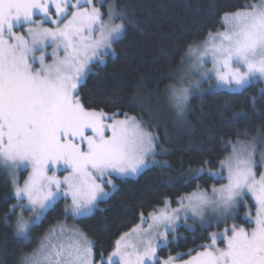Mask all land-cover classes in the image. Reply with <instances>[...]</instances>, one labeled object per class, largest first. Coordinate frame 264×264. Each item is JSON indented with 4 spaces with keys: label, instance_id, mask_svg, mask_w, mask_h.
<instances>
[{
    "label": "snow or ice",
    "instance_id": "6c2138e0",
    "mask_svg": "<svg viewBox=\"0 0 264 264\" xmlns=\"http://www.w3.org/2000/svg\"><path fill=\"white\" fill-rule=\"evenodd\" d=\"M92 4L93 0H0V165L31 168L22 187L13 176L17 203L5 218L9 213L15 217L14 233L26 242L32 227L60 197H71L66 215L85 216L109 195L106 185L115 188L114 176L139 175L148 167V157L156 154L158 138L143 121L127 113L117 119L115 113L90 110L78 95L88 65L104 63L125 29L123 13L110 6L105 20L99 8L88 7ZM46 23L55 27H44ZM224 23L230 25L227 31L210 34L197 47L193 67L201 70L210 58L213 66L204 76L211 80L214 74L229 89H242L253 77H264V0L225 14ZM25 25V33L15 31ZM47 47L53 49L51 63L46 62ZM170 92L182 117L190 87L172 86ZM255 155L254 145H233L232 155L220 162L227 176L210 173L226 179V184L213 187L211 195L200 192L181 198L179 208L165 202L158 212L147 217L141 213V225L147 228L132 229L141 237L138 242H127L125 234L100 264H264V172L259 177L256 172L258 163L264 166V156L257 162ZM61 169L67 173L62 178L56 175ZM249 196L256 207L255 215L249 212L246 217L254 224L251 230L233 224L222 233H211V242L195 255L189 250L187 260L182 253L163 260L157 255L170 243L181 212L185 219L189 212L203 219L208 210L228 217ZM25 212L32 214L29 219ZM67 231L63 225L51 228L39 248L22 257V264H95L93 242L79 230H71L70 236ZM217 241L225 246L218 247Z\"/></svg>",
    "mask_w": 264,
    "mask_h": 264
},
{
    "label": "trees",
    "instance_id": "16d2710c",
    "mask_svg": "<svg viewBox=\"0 0 264 264\" xmlns=\"http://www.w3.org/2000/svg\"><path fill=\"white\" fill-rule=\"evenodd\" d=\"M258 0H115L125 15V32L114 43V54L104 63L95 62L78 89L82 103L90 110L136 116L158 138L156 164L137 178L118 179L117 189L98 202L94 212L77 219L82 232L93 241L96 262L109 256L116 241L144 216L170 200L197 190L220 186L226 179L211 172H222L220 162L239 141L264 134V89L260 82L243 91L204 93L192 98L184 120L173 117L162 104L161 118L151 119L144 96L164 90L173 82L182 60L192 46L205 41L212 33L224 29L225 14L243 10ZM103 11L104 8H102ZM207 161V163H206ZM203 169L201 174L196 171ZM216 172V173H217ZM24 173V172H23ZM26 173V172H25ZM23 174L25 178L26 174ZM251 210L255 207L248 198ZM67 200L61 199L48 210L41 223L34 225L29 241L14 233L15 217L5 213L16 204L9 173L0 165V264H22V257L32 253L46 233L58 222L72 219L65 214ZM240 207L235 220L246 229ZM226 225V226H227ZM189 230L180 225L170 234V243L158 251L161 259L203 250L210 243V233L217 226H201ZM224 242L220 246L224 247Z\"/></svg>",
    "mask_w": 264,
    "mask_h": 264
},
{
    "label": "rangeland",
    "instance_id": "374dc122",
    "mask_svg": "<svg viewBox=\"0 0 264 264\" xmlns=\"http://www.w3.org/2000/svg\"><path fill=\"white\" fill-rule=\"evenodd\" d=\"M73 2H75V0H73ZM256 5H259L261 4V0H258V2L255 3ZM97 7L100 9L101 13L103 14V18L106 20L107 19V13L109 11V7H113L116 11L120 12L117 7H116V3H115V0H93V4L92 5H89L88 7L91 8V7ZM102 8H104L105 11L102 10ZM122 13V12H121ZM124 15V14H123ZM124 18H125V15H124ZM34 19L36 20H40V16H35ZM120 21H117V23H119ZM223 25H224V29L219 31V32H215V33H212V35H215L217 33H222V32H225L227 31L229 28H230V25L224 23V18H223ZM125 24V22H124ZM126 25V24H125ZM44 27H55V25L51 24V23H46L44 24ZM26 28H27V25H25L24 28H17L15 29L16 32L18 33H25L26 32ZM124 32H125V29H124ZM124 32L123 34L120 36L119 39H121L124 35ZM210 38V35L208 36V38L206 40H208ZM119 39H117L115 42H117ZM205 40V41H206ZM203 41L202 43H200L199 45L197 46H192L188 49V51L186 52L183 60H182V64L181 66L178 68L176 74H175V77H174V80L172 83H170L164 90L162 91H159V92H155V93H152L148 96H144V100H143V104L146 108V110H148V114L150 116L151 119H155V118H158L160 117L161 118V112H162V104L164 103L165 107L168 109V112L172 113L173 114V117L177 118V119H180V120H184L185 117H186V114L187 112L189 111V108H190V103H191V100L194 96L196 95H202L204 93H211V92H220V91H226V92H230V93H237V92H241L243 91L247 86H249L250 84L252 83H256V82H260L262 84V87L264 89V77H253L251 82L248 83L247 85L244 86V88L242 89H229L226 85H223V84H220L216 79H215V76L213 74V78L211 80H209L206 76L203 75L204 72H207L209 69L212 68V63L210 62V58L208 59V62L205 63L201 70H197L195 67H193L194 64L197 63V55H196V49L198 46H202L204 44ZM114 42V43H115ZM114 43L112 44V48L108 51V55H113L114 54ZM190 49H192L193 51L190 53ZM52 47H47L45 49V52H46V62L47 63H51L52 61V56H51V53H52ZM37 56L40 55L39 52L36 53ZM61 56H63V52L61 51L60 53ZM104 56V61H105V57ZM95 62L91 63L88 65L87 69L85 70V73L83 75V78H82V81L81 83L78 85V89L80 87V85L84 82L85 78L87 77V75L91 72V69H92V65L94 64ZM35 67H39V64L37 63L35 65ZM172 86H175L177 88H180V87H190V93H189V99H188V103L185 107V113L184 115L181 117V116H178L177 114V111L172 103V100L170 98L171 96V92H170V88ZM109 116H111L112 114H108ZM136 117V116H135ZM117 119H124V117H118L116 116ZM138 118V117H137ZM139 119V118H138ZM140 120V119H139ZM142 121V120H141ZM109 123H111V121H108ZM144 125V124H143ZM145 127V126H144ZM147 128V127H146ZM148 130V129H147ZM150 131V130H149ZM152 132V131H151ZM108 135H111L110 132L107 133ZM154 134V133H153ZM244 144H248V145H254L255 148H256V155H255V159L257 160V162L261 161V157L264 156V134H259L258 136L252 138L251 140H246V141H239L238 143H235L233 145H244ZM233 145L231 146V152L230 154L227 156L229 157L230 155H232V152H233ZM156 151V150H155ZM226 157V158H227ZM148 167L152 166V165H155L157 162L156 158H154L153 156H149L148 157ZM5 167V166H4ZM147 167V168H148ZM6 170L8 171L9 173V176H10V179L12 181V185H13V192H14V188H15V185H14V182H13V176H15V183L18 184L19 186H23L24 184V181L26 179H28L30 173H31V168L28 167V168H24V167H21V168H17L15 170L13 169H9L7 167H5ZM145 168V169H147ZM144 169V170H145ZM143 170V171H144ZM142 171V172H143ZM225 171V177L227 176V171ZM26 174L25 178L23 177V174L24 173ZM141 172V173H142ZM217 171H214V172H211V173H216ZM256 172H257V177H259V174L264 172V166H260L259 163H258V166L256 168ZM140 173V174H141ZM139 174V175H140ZM196 174H201V171H196ZM49 175H51V172L49 173ZM56 175L57 176H60L61 178L64 176V175H67L66 172H64L62 169L60 171H57L56 172ZM115 178H118V179H127V178H137V176H128V177H118V176H114ZM215 178H218V176H214ZM113 179V184L115 185V188L112 187V185H106L105 186V191L109 192V195L104 198V199H107L116 189H117V186H118V183L115 181L114 178ZM227 183V180L225 183L223 184H226ZM221 186V185H220ZM220 186H216V188H219ZM215 187V186H214ZM212 188H210L209 190H197L191 194H188V195H184L183 197L181 198H186L188 196H191L192 194L194 193H200V192H206L208 193L209 195H211V192H212ZM14 197H15V194H14ZM181 198L177 199L176 200V204H173L170 200H166L165 202H167V206L169 208H179L181 206ZM250 199L252 201V203L254 204L255 206V201L251 198V196L247 197L246 198V202L244 203H241L240 205H238L236 208H234L231 212V214L228 216V217H225V216H222L220 215L218 212H213L212 210H208L204 216H203V219L200 217V216H193L191 212L188 213V218L185 219V214L183 212H181L180 214V219H178L176 221V228H175V231L176 229L180 226V225H183L185 227H187L189 230H195L196 227H198L197 225H201V226H215V227H219L217 226L218 224H221L223 225L224 227H222L221 230H218V229H214L211 231V233H222L224 231L225 228H231V226L233 224H236L237 226L238 223H230L227 225L228 222H230V220H235V218L238 216V210L240 207H243L245 209V212L244 214L242 215L244 220H247L246 217H247V214L250 212L253 216L255 215V212H256V207L253 208V210L250 209L249 207V203L247 201V199ZM16 199V198H15ZM61 199H64L63 197H60L55 203H57L58 201H60ZM104 199H101V200H104ZM67 205H70L71 204V197L69 196L67 198ZM100 200L97 201L96 203V206L91 210L90 213H88L87 215L85 216H88L90 215L91 213L94 212L95 208L98 206V202ZM161 205L159 207H157L154 211L150 212V213H154V212H158L162 209H164L166 207V204ZM187 199H184V203L187 204ZM17 203V201H16ZM24 203H27V201L25 200ZM54 205H52L53 207ZM52 207H50L49 209H51ZM48 209V210H49ZM48 210L46 212H44L43 214V217L39 220V222H37L35 225H38L41 223L42 219L44 218V216L46 215V213L48 212ZM15 211L17 213H19V209H15ZM31 213L29 212H25L24 213V216H25V219H29L31 217ZM68 216L71 217L72 219H66L62 222H58L56 225H54L52 228H57L59 229V227L61 225L65 226V228L68 230L66 232V236H70L71 235V230L75 229V230H79L80 233H83L82 230L80 229V227L78 226L76 220L77 219H80L82 217H85V216H82V217H76V218H73V216L71 215V213L69 212L68 213ZM148 215H146L145 217H147ZM251 224V223H250ZM137 225H141V219L140 221L138 222V224L134 225L130 230H128L127 232H125L122 236H124L125 234H128L126 240L127 242H130V243H135V242H138V240L141 238L137 233H134L132 232V229L135 228ZM227 225V226H226ZM252 227H254V224H251ZM14 227H15V222H14ZM142 228L146 229L147 228V225L146 224H143L141 225ZM241 227H244V226H241ZM251 227V228H252ZM245 228V227H244ZM251 228L248 230H251ZM174 231V232H175ZM49 232V231H48ZM47 232V233H48ZM173 232V233H174ZM210 233V234H211ZM83 235L85 237H87L84 233ZM44 239V238H43ZM88 240H90L88 237H87ZM120 240V239H119ZM168 240L170 241V235L168 237ZM92 241V240H90ZM68 242V241H66ZM93 242V241H92ZM211 242V241H210ZM220 242L221 241H217V246L218 247H221L220 246ZM223 242V241H222ZM224 245V244H223ZM40 246V245H39ZM39 246L36 248L38 249ZM116 246V245H115ZM225 246V245H224ZM161 249V248H160ZM115 250V248H114ZM113 250V251H114ZM93 251V249H92ZM159 251V249H158ZM158 251H157V255H158ZM202 251V250H200ZM28 254H31V253H28ZM196 254V253H195ZM193 254V255H195ZM108 256L103 258L104 260H107ZM189 259V257H187L186 259L184 260H187ZM93 260L95 262V264H100V262H96L95 260V257H94V252H93ZM163 260V259H162Z\"/></svg>",
    "mask_w": 264,
    "mask_h": 264
}]
</instances>
